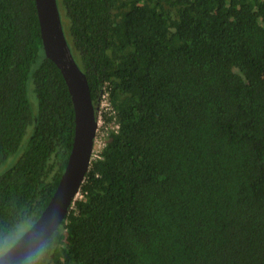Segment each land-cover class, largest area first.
Segmentation results:
<instances>
[{
    "label": "trees",
    "instance_id": "trees-1",
    "mask_svg": "<svg viewBox=\"0 0 264 264\" xmlns=\"http://www.w3.org/2000/svg\"><path fill=\"white\" fill-rule=\"evenodd\" d=\"M56 3L94 107L107 94L105 143L21 264H264V0ZM73 135L35 1L0 0V250L48 204Z\"/></svg>",
    "mask_w": 264,
    "mask_h": 264
},
{
    "label": "water",
    "instance_id": "water-1",
    "mask_svg": "<svg viewBox=\"0 0 264 264\" xmlns=\"http://www.w3.org/2000/svg\"><path fill=\"white\" fill-rule=\"evenodd\" d=\"M34 1L44 55L59 69L71 98L74 135L65 169L48 204L35 222L0 255V264H21L62 224L88 170L97 129L96 107L87 78L66 41L56 0Z\"/></svg>",
    "mask_w": 264,
    "mask_h": 264
},
{
    "label": "rangeland",
    "instance_id": "rangeland-1",
    "mask_svg": "<svg viewBox=\"0 0 264 264\" xmlns=\"http://www.w3.org/2000/svg\"><path fill=\"white\" fill-rule=\"evenodd\" d=\"M29 95H30V101L32 104V108L33 110H36V97L35 94L33 92V84L30 82L29 83ZM32 128L29 127L27 129V133L22 141V145L19 147V149L12 155L9 156V158L7 159V164H12L14 162V160H16L18 158V156L21 154V152L23 151V148L25 146V143L27 142V138L29 136V134L31 133ZM80 197V194H77L76 198ZM29 223L25 222L23 224H19L16 229L14 231L11 232V234L7 237V239L5 240L0 252L5 251L6 249H8L16 240L17 238H19V236L28 228Z\"/></svg>",
    "mask_w": 264,
    "mask_h": 264
},
{
    "label": "built area",
    "instance_id": "built-area-1",
    "mask_svg": "<svg viewBox=\"0 0 264 264\" xmlns=\"http://www.w3.org/2000/svg\"><path fill=\"white\" fill-rule=\"evenodd\" d=\"M107 94L102 95V101L99 106L96 107V121H97V129L95 132V139H94V146H93V151H92V157L100 151L102 146L104 145V140L102 139L103 133L99 134V129L103 123L102 118H101V112L103 108L108 107L107 103ZM92 159V158H91Z\"/></svg>",
    "mask_w": 264,
    "mask_h": 264
}]
</instances>
